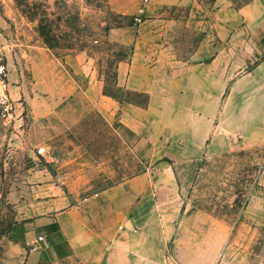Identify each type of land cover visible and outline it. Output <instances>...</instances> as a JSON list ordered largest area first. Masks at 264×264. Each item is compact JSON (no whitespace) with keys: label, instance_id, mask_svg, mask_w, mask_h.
<instances>
[{"label":"rangeland","instance_id":"obj_1","mask_svg":"<svg viewBox=\"0 0 264 264\" xmlns=\"http://www.w3.org/2000/svg\"><path fill=\"white\" fill-rule=\"evenodd\" d=\"M114 1L0 0V54L18 104L14 123L0 119V242L22 218L47 211L51 198L62 197L60 206L95 199L150 166H168L188 206L210 214L217 263L264 264V106H256L259 85L249 79L264 59V0L249 13L242 8L256 0H192L182 5L197 9L192 17L165 5L164 18L182 20L159 50V90L201 89V79L189 83L181 72L210 59L207 143L194 149L176 134L168 157L154 116L142 133L122 121L119 103L146 107L148 93L117 83L118 59L130 60L138 44L145 49L138 42L150 23L157 28L164 3L139 0L130 15ZM81 52L91 73L65 60ZM172 70L179 74L171 79ZM73 263L80 264H61Z\"/></svg>","mask_w":264,"mask_h":264},{"label":"crops","instance_id":"obj_2","mask_svg":"<svg viewBox=\"0 0 264 264\" xmlns=\"http://www.w3.org/2000/svg\"><path fill=\"white\" fill-rule=\"evenodd\" d=\"M160 2L164 3V8L160 9L159 18L153 19L157 28L150 23L149 32L138 42L145 43V49L138 44L130 60L118 63L117 83L148 93L146 107L128 101L119 103L123 110L122 121L128 128L142 133L146 118L154 116L152 126L163 128L156 132L166 135L164 155L168 157L172 149L169 143L174 142L172 138L176 134L182 138L188 136L194 149H201L207 143L210 59L201 65L185 67L181 72L182 78L189 83L201 79V89L186 85V90L176 93L172 83L166 92L159 90L157 80L165 61L163 50H159L170 46L168 37L182 20L180 17L164 18L169 9L165 5L180 6L178 10L184 14L190 11L191 17L197 10L191 5L182 6L191 4L192 0ZM256 5L257 0L244 6L242 11L257 10ZM138 7L139 0L114 1V9L122 13L137 14ZM146 9L149 11L152 7ZM65 60L91 73L88 53L67 54ZM170 73L171 79L179 74L173 70ZM253 73L249 79L254 77L256 86L259 85L256 95H260L255 104L264 106V59ZM142 141L149 142L145 137ZM61 198L49 199L47 211L22 218L2 237L0 264H61L67 261L80 264H218L214 244L210 241V214L198 213L188 206L182 196V186L168 166H150L95 199L79 203L69 201L60 206ZM100 198L105 201L101 206ZM34 246L36 249H32Z\"/></svg>","mask_w":264,"mask_h":264},{"label":"built area","instance_id":"obj_3","mask_svg":"<svg viewBox=\"0 0 264 264\" xmlns=\"http://www.w3.org/2000/svg\"><path fill=\"white\" fill-rule=\"evenodd\" d=\"M144 11V9H142ZM18 118V104L10 93V74L6 58L0 54V119L12 124ZM44 151V149H43ZM32 249H36L34 246Z\"/></svg>","mask_w":264,"mask_h":264},{"label":"trees","instance_id":"obj_4","mask_svg":"<svg viewBox=\"0 0 264 264\" xmlns=\"http://www.w3.org/2000/svg\"><path fill=\"white\" fill-rule=\"evenodd\" d=\"M18 1V0H17ZM121 16H124V17H131V16H129V15H123V14H120ZM132 18V17H131ZM42 35H47L46 34V32H45V30H42ZM123 60H125V57H120L119 59H118V61L120 62V61H123ZM14 226H12L11 228H9L7 231H9L10 229H12Z\"/></svg>","mask_w":264,"mask_h":264}]
</instances>
